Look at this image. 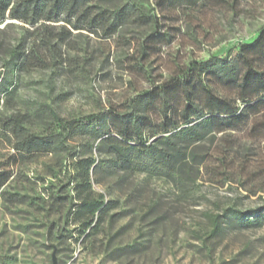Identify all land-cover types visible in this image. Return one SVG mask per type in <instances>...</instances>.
I'll return each instance as SVG.
<instances>
[{
    "label": "rangeland",
    "instance_id": "rangeland-1",
    "mask_svg": "<svg viewBox=\"0 0 264 264\" xmlns=\"http://www.w3.org/2000/svg\"><path fill=\"white\" fill-rule=\"evenodd\" d=\"M116 3H132L146 17L130 15L109 37L75 34V50L66 51L79 58L74 69L19 70L9 51L26 25L0 22V120L27 114L30 129L45 133L56 125L44 106L65 118L127 110L136 94L183 76L195 61L238 59L240 46L264 27V0ZM207 84L231 101L240 95L215 79ZM170 97L174 107L183 106L180 89ZM148 115L155 118V109ZM222 128L212 124V132L190 147L201 162L189 160L174 180L125 170L97 150V142L91 149L86 137L68 140L67 150L17 163L12 140L0 134V172L8 174L0 185V264H52L53 252L56 264H264V214L251 217L259 207L264 213V103L234 127L216 131ZM83 157L95 159L92 190L107 205L89 235L73 222V163Z\"/></svg>",
    "mask_w": 264,
    "mask_h": 264
},
{
    "label": "trees",
    "instance_id": "trees-1",
    "mask_svg": "<svg viewBox=\"0 0 264 264\" xmlns=\"http://www.w3.org/2000/svg\"><path fill=\"white\" fill-rule=\"evenodd\" d=\"M116 2L0 0V22L10 19L26 25L9 51L10 60L19 70L64 64L72 69L78 67L79 58L66 55L67 50H75V34L109 37L130 15L137 13L140 20L146 17L136 5ZM237 58L209 57L195 61L183 76L172 77L136 94L124 111L111 107L78 118H65L44 106L42 112L56 125L54 129L36 133L29 127L30 116L16 113L0 120V134L12 140L13 160L17 163L67 150L68 140L86 137L91 149L97 142L95 148L112 156L125 170H144L174 180L189 160L201 162L190 147L212 132L209 130L212 124L223 126L217 132L234 127L247 110L264 103V27L251 42L240 46ZM211 79L236 87L241 104H237V99L231 101L213 92L207 84ZM179 89L181 108L174 107L170 99L171 93ZM197 90L203 101L198 99ZM150 108L155 109V118L148 115ZM95 163L91 157L73 163L77 171L73 222L80 224L82 232L87 230V235L98 228L107 210L102 195H95L92 190L90 171L96 167ZM7 177L6 172H0V185ZM262 210L261 207L252 210L251 217L258 220L264 214ZM212 222V232L218 231V220Z\"/></svg>",
    "mask_w": 264,
    "mask_h": 264
},
{
    "label": "water",
    "instance_id": "water-1",
    "mask_svg": "<svg viewBox=\"0 0 264 264\" xmlns=\"http://www.w3.org/2000/svg\"><path fill=\"white\" fill-rule=\"evenodd\" d=\"M52 264H56V257L54 252L52 253Z\"/></svg>",
    "mask_w": 264,
    "mask_h": 264
}]
</instances>
